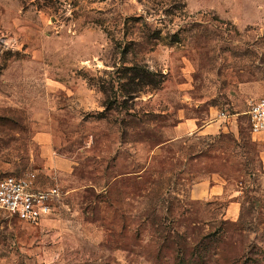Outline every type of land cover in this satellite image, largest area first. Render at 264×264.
<instances>
[{
	"label": "rangeland",
	"instance_id": "374dc122",
	"mask_svg": "<svg viewBox=\"0 0 264 264\" xmlns=\"http://www.w3.org/2000/svg\"><path fill=\"white\" fill-rule=\"evenodd\" d=\"M262 94L264 0H0V264H264Z\"/></svg>",
	"mask_w": 264,
	"mask_h": 264
},
{
	"label": "built area",
	"instance_id": "2783aa9c",
	"mask_svg": "<svg viewBox=\"0 0 264 264\" xmlns=\"http://www.w3.org/2000/svg\"><path fill=\"white\" fill-rule=\"evenodd\" d=\"M245 114L249 131L264 134V94L248 102ZM59 193L57 186H40L35 172L0 176V209L20 220L35 222L48 214Z\"/></svg>",
	"mask_w": 264,
	"mask_h": 264
},
{
	"label": "trees",
	"instance_id": "16d2710c",
	"mask_svg": "<svg viewBox=\"0 0 264 264\" xmlns=\"http://www.w3.org/2000/svg\"><path fill=\"white\" fill-rule=\"evenodd\" d=\"M7 174H9V173H7Z\"/></svg>",
	"mask_w": 264,
	"mask_h": 264
}]
</instances>
